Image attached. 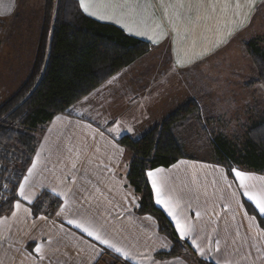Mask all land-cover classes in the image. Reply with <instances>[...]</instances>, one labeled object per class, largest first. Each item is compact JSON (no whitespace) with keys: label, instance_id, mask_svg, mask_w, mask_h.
Listing matches in <instances>:
<instances>
[{"label":"crops","instance_id":"0c3cea01","mask_svg":"<svg viewBox=\"0 0 264 264\" xmlns=\"http://www.w3.org/2000/svg\"><path fill=\"white\" fill-rule=\"evenodd\" d=\"M90 2L97 15L85 14L115 24L152 46L72 105L68 113L56 114L39 134L20 180L29 200L17 195L21 207L16 209L14 201L11 212L0 216V264H96L106 252L111 253L110 263L117 257L131 264H151L152 259L158 264H200L197 258L212 264H264V229L245 202L264 214L243 194L234 173L216 163L211 152L206 157L190 153L169 166L149 169L161 170L156 178L164 197L178 202L182 219L186 217L193 226L191 236L182 239L190 249L177 256H157L169 252L173 241L160 230L156 217L138 211L141 197L125 187L121 174L133 154L118 142L123 135L143 136L190 99L202 109L207 135L208 125L213 132L228 135L225 122L244 116L257 119L259 111L262 116L263 106L259 110L258 103L248 102V82L204 80L203 74L217 56L254 32L264 17V0ZM44 11L45 0H0L4 56H14L12 51L18 49L16 56L25 51L29 53L24 56L35 60ZM100 15L112 18L100 19ZM137 31L147 35H135ZM115 128L118 134L108 131ZM235 169L254 177L247 182L249 190L264 187V174ZM46 192L62 202L54 214H35L32 204ZM153 196L156 203L154 190ZM156 205L168 216L162 205ZM69 220L91 225L130 257L115 253ZM192 238L204 248L203 256L191 246Z\"/></svg>","mask_w":264,"mask_h":264},{"label":"trees","instance_id":"16d2710c","mask_svg":"<svg viewBox=\"0 0 264 264\" xmlns=\"http://www.w3.org/2000/svg\"><path fill=\"white\" fill-rule=\"evenodd\" d=\"M151 46L149 41L129 35L115 24L88 16L78 0H45L31 73L23 86L0 105V186L10 187L0 194V216L11 212L14 200L10 190L20 182L39 143V134L48 122L58 113H68L72 105L147 53ZM246 46L264 84V42L253 39ZM193 127L206 131L201 107L195 99H190L143 136L118 138L133 154L121 168L125 187L140 195L138 211L156 217L160 230L173 241L172 249L158 253L159 257L180 255L190 246L178 237L172 221L156 205L146 173L151 168L169 166L190 157L180 135ZM213 133L207 135L212 156L229 174L235 167L264 174V113L253 120L242 142L223 132ZM61 202L59 197L46 192L32 208L35 214L50 215ZM245 205L264 229V215L250 202L246 201ZM106 253L96 264H131L117 257L110 263L111 253ZM197 260L200 264H212Z\"/></svg>","mask_w":264,"mask_h":264},{"label":"rangeland","instance_id":"374dc122","mask_svg":"<svg viewBox=\"0 0 264 264\" xmlns=\"http://www.w3.org/2000/svg\"><path fill=\"white\" fill-rule=\"evenodd\" d=\"M253 39L259 40L261 44L264 42V17L259 25L255 26L253 33L244 36L241 40H237L225 53L217 56L214 63L211 64L212 66L204 72L203 77L204 80L210 79V81L219 79L248 82V89L246 88L248 90V102L250 101V104L258 103L259 110H261L262 106L264 109V84L260 80L258 68L246 46L247 42ZM12 52L14 56H4L2 50H0V105L23 86L34 64L33 57L29 55L24 56V54H28L29 52L21 51V56H16L18 49ZM165 62L166 56L163 55L161 63L165 64ZM244 117L239 120L225 122L227 136L238 142L243 141L247 129L253 120H256H247ZM260 117L259 111L258 118ZM210 126L208 125V128L211 130L207 131L209 135H214ZM180 139L184 142L183 148L187 153H193L200 157H206L208 153H212L207 134L198 129V127L184 130L180 135ZM9 189V185L0 186V194Z\"/></svg>","mask_w":264,"mask_h":264},{"label":"snow or ice","instance_id":"6c2138e0","mask_svg":"<svg viewBox=\"0 0 264 264\" xmlns=\"http://www.w3.org/2000/svg\"><path fill=\"white\" fill-rule=\"evenodd\" d=\"M79 6L80 8L89 15L96 16L97 12L91 11V9L94 7V5L90 2V0H79ZM115 7V5H114ZM100 19H111V16L106 15H100ZM117 23H120L119 20H117ZM125 28L132 32V29L127 28V25H125ZM135 35L138 36H144L147 35L146 32L143 31H137ZM156 43H159V41H155ZM183 67V66H181ZM110 133H116L118 134L119 129H108ZM127 131L132 132L131 128H128ZM35 167V162L32 164L31 167L28 168V173L30 174ZM161 171L160 169H156L155 171L149 170L146 173V177L150 179L151 181V187L155 192V200L157 204H160L163 206L164 210L167 212L168 216L171 218L172 221H174V230L178 233V237L180 239H185L191 236L193 233V226L191 223H189L188 219L185 217L182 219L181 213L178 211L179 204L178 202L174 201L171 196L165 198L164 192L162 189V185L158 182L156 178V174ZM230 171L234 173L235 180L239 182V186L241 189L244 190L243 194L248 197V199L252 202H254L257 209H259V212L261 214H264V187L260 188L256 191L249 190V184L247 183L249 180L253 179L254 177L251 176V174L246 173L244 171L237 170L235 168H231ZM28 179L27 176L24 177V180L26 181ZM264 179V178H262ZM13 195L12 199L15 201L14 207L16 209H19L21 207L20 200L17 199V195L19 197H22L23 200H29V196L25 194V185L23 183H20L17 181V184L13 186V188L10 190ZM55 193V189L52 190ZM56 195H60V193H55ZM7 199V197H5ZM25 211H29L28 209H25ZM15 215V213H13ZM57 215H60L58 212ZM199 213H197V216ZM43 218V217H41ZM69 224L75 223L77 227L82 228L84 232L88 234V236H94L97 241H100L101 244L107 245L109 249H112L117 254H122L124 257H130V253L124 252V250L120 247H117L116 244L110 242L108 239L103 238L98 230H95L92 228L91 225L86 223L77 222L75 220H69ZM218 241L216 242L218 246ZM163 247H167L168 245H162ZM191 246H193L194 250L201 256L204 255V248L200 247V244L196 238L191 239ZM40 246H37L35 251L39 252ZM151 264H158L157 261L152 259ZM164 264H167V262H164Z\"/></svg>","mask_w":264,"mask_h":264}]
</instances>
